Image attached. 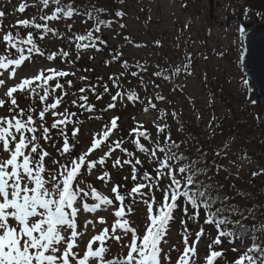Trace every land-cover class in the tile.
<instances>
[{"label":"snow or ice","instance_id":"1","mask_svg":"<svg viewBox=\"0 0 264 264\" xmlns=\"http://www.w3.org/2000/svg\"><path fill=\"white\" fill-rule=\"evenodd\" d=\"M38 5V16L8 25L4 18L13 13L0 10V77L7 74V80H16L25 62L35 63L36 58L48 62L34 75L6 87L0 97V109L6 113L0 114V264H173V252L174 264H199L201 259L203 264H218L225 255L220 247L224 239L230 244L240 241L239 248L231 249L239 253L232 264H264V221L243 223L249 216L255 221V216L252 209L246 215L216 179L222 166L215 158L221 151L209 161L202 147L196 155L182 150L186 142L173 139L167 122L171 115L179 124L178 113L154 103L170 101L157 91L161 86L151 77L172 82L181 73L191 76V54L174 67L156 65L146 79L141 74L149 72L148 66L139 61L130 64L117 49L109 52L105 65L119 62L123 71L93 81L78 75L92 70H78L77 64L85 55L94 60V53L107 47L104 30L116 24L125 28L120 22L125 13H110L91 0L80 4L34 0L31 5L21 2L15 11L23 14ZM249 11L245 9V17ZM77 18L82 30H74ZM238 34L244 44L243 67L248 37L243 23ZM53 38L60 46L41 45ZM125 40L131 42L127 36ZM129 76L138 80L143 96L126 86ZM242 83L250 93L249 80ZM5 85L6 80L0 79V88ZM105 96L110 102L99 108L96 102ZM117 103H140L145 113L155 110V135L139 121L126 135H116L120 117L105 121L103 113ZM85 120L103 123L81 150ZM97 150L99 155L93 158ZM126 166L128 174L115 181L111 169L120 172ZM96 182H102L107 193ZM178 212L182 247L168 239ZM189 222L197 225L194 233ZM204 226L214 229L215 235L211 230L206 233ZM86 233L88 239H81ZM206 235L207 252L201 258L197 245ZM109 241L119 246L114 254Z\"/></svg>","mask_w":264,"mask_h":264},{"label":"rangeland","instance_id":"2","mask_svg":"<svg viewBox=\"0 0 264 264\" xmlns=\"http://www.w3.org/2000/svg\"><path fill=\"white\" fill-rule=\"evenodd\" d=\"M109 1L125 13L120 22L125 24L126 30L121 29V33L144 45L142 48H137L128 45L124 40L119 41L115 33H103L111 51L118 46L124 51L125 57L148 65L151 71L156 70V65H160L161 68L174 67L185 62L186 55L191 54L193 73L191 76L183 73L171 85L157 82L161 86L157 91H161L170 101V103L159 102V105L166 108L169 113L172 111L178 113L179 124L171 118V115L168 117L171 131L178 141H193L206 129L212 119L226 113L224 104L213 91V87L207 83V79L211 78L213 85L236 106L246 103L250 97L254 100L253 90L249 93L241 83L244 76L239 65L242 42L239 39L238 28L242 18L245 19L246 24H253L259 19L251 14L244 16L247 7L243 5L241 8V0H213L211 17L208 0H124L123 3L119 0ZM20 2L21 0H11L10 3L7 0H0V6L14 13ZM39 68H29L24 74H17L14 83L20 78L34 75L40 70ZM117 69L112 65L109 73ZM5 80V87L0 88V97H3L6 87L10 86V81ZM254 112L258 117L257 107ZM156 116L149 111L135 117L133 122L135 126L137 121L142 122L144 127L155 135L153 121ZM124 121L125 118L122 122ZM99 122L101 121L85 127L81 135L86 137L98 130ZM181 126L183 131L178 132L177 129ZM224 163L226 166L220 171V178L229 185L233 183L238 186L241 181H246L256 172L255 166H250L246 160H242L235 149L228 152ZM100 189L107 193L103 186ZM100 227L97 225V228ZM81 230H83V217H81ZM81 239L87 240L88 234L86 233ZM168 239L171 244L182 247L174 231L170 230ZM109 244L112 245V253H116L119 246L114 241H109Z\"/></svg>","mask_w":264,"mask_h":264},{"label":"trees","instance_id":"3","mask_svg":"<svg viewBox=\"0 0 264 264\" xmlns=\"http://www.w3.org/2000/svg\"><path fill=\"white\" fill-rule=\"evenodd\" d=\"M21 2H26L29 5L34 3V0H21ZM20 2V3H21ZM83 0H76L77 4L82 3ZM92 3H95L97 6L104 7L109 10V12H114L115 10H120L117 8L112 2L109 0L103 1V0H91ZM19 3V4H20ZM245 5L250 11L248 14H251L252 16H255L258 18V21L264 22V0H241V7ZM38 7H31L29 6L26 11L21 14L18 12H10L13 13L12 15H8L4 18V24L8 25L10 23H14L16 19H24L28 18L31 19L33 16H38L39 11ZM0 10H4L0 6ZM15 10V9H14ZM47 11V10H46ZM259 13L260 15H257ZM111 18V17H106ZM68 23H71V21H68ZM83 26L79 23V19L77 18L76 24L74 26V30H82ZM118 30V31H117ZM121 28H119L118 24L113 25L111 29H106L103 31V33H115L116 38L120 40H124L128 45H132L137 47L136 45H140L137 48L144 47L143 44L137 42L135 39L130 38L127 34L121 33ZM123 30H126V27L123 28ZM14 31V30H13ZM23 31V30H22ZM123 31V32H124ZM129 37L131 42L125 40V37ZM103 38L105 39L104 35ZM61 42L56 41L53 39H46L45 41L41 42V45H48L50 48L55 49L56 47L60 46ZM119 50L123 53L122 59L127 60L130 64L135 63L136 61L134 59H130L125 57L124 51L116 47L115 50ZM94 52V50H93ZM109 52H111L109 48V44L107 43V47L103 49L102 52L94 53L95 59L90 60L88 59V56L85 55L77 64V69H91L92 71H89L87 73H82L81 71H78L79 74H86L88 75L93 81L96 80L97 77L103 76L105 79L107 76L117 73L120 71H123V69L120 68L119 62L105 65V61L109 60L111 57L109 56ZM144 64V63H143ZM117 67V71L109 73V68ZM48 66L47 61H43L42 58H36L35 63H29L25 62V64L17 70V74L24 73L29 68H36V67H45ZM148 66V65H147ZM39 68V69H40ZM149 68V66H148ZM135 70V69H133ZM152 71L149 69L148 73H142L141 75H144L146 79L149 78V75ZM183 73H181L178 77H174L172 82H166L168 85L173 84ZM7 74H5V77ZM5 77H0V79H4ZM151 79L155 80L156 83L165 81H161L155 77H151ZM127 81H130L131 83H127ZM126 81V86L135 88L137 91L140 92L141 96L144 95V92L142 89L138 87V80L134 77H128ZM14 84V82L12 81ZM207 83L213 87V91L218 96L221 103L224 104L226 113L223 116L216 117L210 121L208 126L205 130H203L196 139L193 141L185 140L186 143L182 144V150H187L189 155H196L197 149L202 147L204 151L208 153V159L209 161L213 160L214 153L216 151H221V156L216 157V162L222 166V169L225 168V159L229 151L232 149H235L239 154L242 160H246L250 166L256 167L255 173H260L261 170H264V136L262 132L260 131V128L258 126V117L256 116L254 109L256 108V104L254 103V100L252 97L249 98V100L245 103L243 102L241 106H236L233 102H231L227 97H225L222 92L213 85L212 79H207ZM242 83V81H241ZM243 85V88H247L246 85ZM114 91V90H113ZM149 92H152V88L150 86ZM94 99V98H93ZM110 102V97L105 96L103 101L96 102L98 104L99 108L105 107L107 103ZM154 103H157L159 108H162L160 103L154 100ZM153 112L155 115H158V113L155 110H149ZM145 113L143 111V105L140 103H136L135 105L131 103H127L126 105H121L117 103V107L103 113L104 120L107 121L112 116H119L120 119L118 121V124L120 125V130L116 135H126L128 130L134 127L135 124L133 122V118L139 116L140 114ZM0 114H6L4 113V110H0ZM125 118V121L122 122V120ZM97 122L96 120H85L84 124L81 126V132H80V138H81V145L80 149L83 150L85 146L90 144L91 140V134L83 137L81 135L82 131H84L85 127L89 126L91 123ZM167 122L170 125L169 118H167ZM102 121L98 124L100 127L102 126ZM212 124V128L209 127V125ZM156 131V130H154ZM172 132L173 139L175 138V135ZM214 133V134H213ZM176 139V138H175ZM177 140V139H176ZM228 145L227 149H225V146ZM99 151V150H97ZM226 151V155L224 152ZM246 154V158L245 157ZM99 155V152L98 154ZM111 161H109V167H110ZM113 179L117 182H121L123 180V177L128 174L127 166L124 170H121L120 172H117L115 169H111ZM220 174L216 177L217 180H219L224 185V192L229 194L233 197V202L240 206L242 210H245V214L247 215V209H252L255 221L253 220L252 216H249L248 219L243 220V223L245 225L251 226L254 222H262L264 221V173L256 176H251L246 181H241L238 186L229 185L228 183H225L220 178ZM99 184L103 185L102 182H98ZM129 186H131V182L129 181ZM234 186V187H233ZM105 188V187H104ZM107 191V188H105ZM238 218V217H233ZM180 213H177V219L172 224L171 230L175 232L177 236H181L180 234ZM206 233L211 230L212 235H215V230L210 229L209 226H204ZM189 228L194 233L197 231V225L192 224L189 222ZM208 237L207 235L203 238H201V252L206 253L207 252V243H208ZM240 241L236 240L234 244H230L227 239H224L223 244L220 246L223 248L225 255L222 257L218 264H232V261L237 258L239 253H233L231 249L233 247H239ZM219 250V249H218ZM173 254V253H172ZM173 260L176 259L177 255H172ZM199 264H203V262H199Z\"/></svg>","mask_w":264,"mask_h":264},{"label":"water","instance_id":"4","mask_svg":"<svg viewBox=\"0 0 264 264\" xmlns=\"http://www.w3.org/2000/svg\"><path fill=\"white\" fill-rule=\"evenodd\" d=\"M208 2L211 17L213 0ZM241 21L244 22V18ZM244 25L248 33L247 51L243 58V67H241L240 57V69L254 91L255 103L259 110L258 125L264 135V23Z\"/></svg>","mask_w":264,"mask_h":264}]
</instances>
